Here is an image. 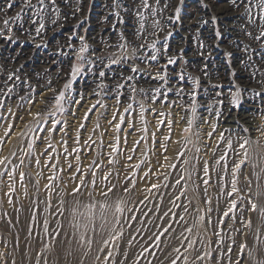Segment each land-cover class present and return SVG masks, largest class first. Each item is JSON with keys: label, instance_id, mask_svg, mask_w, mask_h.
Masks as SVG:
<instances>
[{"label": "rangeland", "instance_id": "obj_1", "mask_svg": "<svg viewBox=\"0 0 264 264\" xmlns=\"http://www.w3.org/2000/svg\"><path fill=\"white\" fill-rule=\"evenodd\" d=\"M56 2L59 15L45 0V28L37 34L39 17L34 9L23 0H11V8L9 0H0V137H4L0 158L7 157L0 164V264H172L173 260L176 264H264V119L255 111L264 99L254 95L264 94V38H253L259 33L256 0H251L256 20L251 25L241 16V0L238 6L229 0H184L183 4L160 0L159 5L148 0L149 9H137L140 0H119V8L113 7V0ZM31 3L40 7L38 0ZM76 7L79 12H74ZM176 7L181 8L180 19L169 20ZM18 12L20 19H12ZM216 28L219 38L214 35ZM169 31L172 36L165 41ZM81 36L88 45L83 60L78 57ZM153 42L155 50L148 47ZM137 52L156 55L161 61L149 59L147 64L137 58ZM228 52L231 57L226 56ZM173 56L176 63L168 64ZM97 57L104 64L96 65ZM120 59L146 71L133 73L126 68L122 73ZM160 64L165 68L160 75L169 80L156 82L152 77L145 82L143 74H157L154 69ZM73 65L83 70L65 89ZM101 70L104 77L99 76ZM157 88L167 93L166 101L154 91ZM237 90L238 109L230 104L231 93ZM60 91L65 92L63 113L54 107ZM192 92L196 93L195 113ZM38 112L40 116H35ZM53 120L60 123L48 131ZM189 120L191 127L185 131ZM241 137L253 143L250 159L237 174L236 186L244 199H238L232 219V214L225 217L223 213L237 199L227 192L231 191L232 167L241 158L236 154ZM221 156H225L223 161ZM81 178L85 186L74 199L69 193ZM109 188L107 198L100 194ZM249 198L257 204L256 211H249ZM61 201L63 216L57 213ZM95 201L112 206L107 211L109 224L89 231L91 245L82 246L78 236L72 235L71 209L79 207L84 212V206ZM117 204L122 213H115ZM114 213L119 224L113 220ZM45 220L49 232L57 221L63 223L59 236L44 233ZM248 220L251 226L245 227ZM165 228L168 231L161 236ZM156 236H160L159 246ZM241 244L246 245L242 254Z\"/></svg>", "mask_w": 264, "mask_h": 264}, {"label": "snow or ice", "instance_id": "obj_2", "mask_svg": "<svg viewBox=\"0 0 264 264\" xmlns=\"http://www.w3.org/2000/svg\"><path fill=\"white\" fill-rule=\"evenodd\" d=\"M65 2L67 3V0H65ZM184 0H180V3L183 4ZM38 3L40 5L39 8L36 7V5H33L31 3V0H23V4L26 6V7H29V8H32L34 9V15L35 16H38L39 17V26L35 29L36 33L37 34H40L41 31L44 30L45 28V23H44V15L42 14L44 11H45V0H38ZM160 3V0H156V4L159 5ZM229 3L233 6H238L237 5V0H229ZM241 3L244 5V11L241 13V16H246L247 17V24L251 25V24H255L256 23V20L253 16V12H252V6H251V0H241ZM50 4H51V10L53 13L59 15V12H60V9L59 7L57 6V2L56 0H50ZM256 4L257 6L259 7L260 9V12H259V24L257 25V27L259 28V33L258 35H255L253 37V33L250 32V31H247L246 27L244 25H241L242 28H245V34L249 37H253L255 40L259 41L261 40V38H264V0H256ZM167 3H165V8L167 7ZM205 7H207L208 5H204ZM7 7L11 8L12 7V3H11V0H9V3L7 5ZM113 7L114 8H119L120 7V4H119V0H113ZM144 8V9H149L151 6L149 5L148 3V0H140V4L137 5V9L139 8ZM24 9L22 8L21 11H23ZM80 11V8L79 7H76L74 12H79ZM180 12H181V8L180 7H176L175 8V16L174 17H169V20H174V21H178L180 19ZM117 16H119V12H116L115 13ZM153 15H155V10H153L152 12ZM136 15L140 17L141 20L144 19L142 13L137 10L136 12ZM12 19H20V13L18 12L16 14L15 17H13ZM212 20H213V23H215L216 21V17L213 16L212 17ZM37 21L36 20H32V23L35 24ZM53 24L56 23L55 20L52 21ZM204 23H207V21H204ZM4 24L7 25L8 24V20H5L4 21ZM143 28V25L141 24V29ZM214 35L215 37L219 38L221 36V32L219 30V28H216L215 29V32H214ZM172 36V32L169 31L167 33V36L165 37V41H167V38ZM71 38V37H70ZM82 42V46L79 48V52H78V57L79 59L83 60L84 57H83V54L85 52L88 51V45L86 43H83L84 41V37H80L79 38ZM71 46V45H69ZM120 47H124V45H120ZM144 45H141V48H143ZM148 47L152 48L153 50L156 49V44L155 42H153L152 44L148 45ZM165 49H167V43H165L164 45ZM201 47H203V44L201 43ZM261 48L264 49V45H261ZM181 52H183V49L180 50ZM244 51H248L247 47H245ZM210 55V54H209ZM226 56L228 57H231L232 56V53L228 52L226 53ZM97 59H102L101 57H98ZM143 59H150L152 61H156L157 60V56L156 55H151L150 57H146V58H143ZM176 60H177V57L173 56V57H169L167 63L168 64H175L176 63ZM112 63H117V61H112ZM104 67H108V65H104ZM82 67L80 66H77V65H73L72 68H71V79L68 81V83H66L64 85V88L65 89H70L71 86H72V82L76 80V78L82 73ZM131 71L133 73H136V72H144L146 70L144 69H138L137 67H132L131 68ZM99 76L100 77H104L105 76V72L104 71H100L99 72ZM157 78L159 79H164V77L160 76V73L157 72ZM180 80H183L184 79V76L183 74H180L179 76ZM9 79H11V76L9 77ZM129 80L132 79L131 76L128 77ZM117 87H120V85H117ZM213 87H219V85H213ZM55 91V90H53ZM157 94H160L163 96L164 100L166 101L167 100V93H161V90L160 88H157L154 90ZM169 91H171V89H169ZM82 95V94H81ZM190 95L193 97V100H192V105H191V110L193 113H195L196 111V101H195V95L196 93L195 92H192L190 93ZM217 95H219V93H217ZM255 96L257 97H262V99H264V94H262L261 92H255L254 93ZM231 101H230V104L234 107H236L237 109L240 107L241 105V99H240V91L237 90L236 92H233L231 93ZM156 96L154 95L152 97V99L155 101L156 100ZM65 100V92L64 91H60L58 95L55 96V104H54V107L56 109V111L58 112H61L63 113L65 111V108H64V105H63V101ZM75 103H80V101H75ZM3 106V103L0 102V107ZM93 108L95 107V105L92 106ZM131 108V104L128 105V108L125 109V111L127 112L129 109ZM92 108H89L88 111H91ZM11 111V110H9ZM144 109H143V106L141 105V113H143ZM255 111L261 116L262 119H264V103L262 104H259L257 105ZM55 115V112L53 113V116ZM161 115H163V113H161ZM221 115V112L220 111H217L216 112V116L219 117ZM35 116H40V113H36ZM85 116L87 117V113H85ZM141 119L143 120V115H141ZM121 122H123V117H121ZM60 121H57V120H53L52 121V128L51 129H48V131H54L57 124H59ZM66 123V121L64 122ZM158 123H163V121H158ZM171 124V122L169 121V125ZM191 124H192V121L189 120L188 121V128L185 129V131H188L191 127ZM237 124H239V121H237ZM81 127H83V125H81ZM215 127L216 125H213V131H215ZM11 128V125L9 126V129L5 131L4 135L5 136H8L9 135V130ZM120 128H121V125L120 123H117L115 125V129L117 132L120 131ZM43 130V129H41ZM245 132L248 131L247 128L244 129ZM209 135H211V133H209ZM261 136L264 137V131L261 132ZM224 137H223V133H221V137L220 139L222 140ZM4 137H0V140H3ZM116 140H117V144L119 143V137L117 136L116 137ZM240 143H239V150L240 151H237V155L238 156H241V158L234 163L233 167H232V186H231V191L227 192V196L228 197H232L234 194L237 196V199H232L230 201V206L229 208L227 209V211H225L223 213V215L225 217H229L230 214L232 219H235V213H234V210L236 209V206H237V202H238V199L239 200H242L244 199L243 197H241L239 195V189L237 188L236 186V182H237V174L241 168L242 165H244L249 159H250V153H249V148L251 146V144L253 143L252 141H250V139L248 138H244V137H241L240 138ZM85 143H87V141H85ZM256 144H259V139L255 142ZM49 148H51L52 146L49 145L48 146ZM112 147V151L113 152H116L117 151V146L113 145L111 146ZM162 147H164L162 145ZM228 147L231 148L232 147V141L229 140L228 142ZM65 151H67V149H65ZM73 151H76V149H73ZM49 159H51V156H49ZM129 159H131V157H129ZM225 159V156H221L220 157V161H223ZM7 160V157H3V158H0V164H4L5 161ZM220 161H217V163L219 164ZM37 163H39V160H37ZM55 167V166H53ZM69 167L71 168V165H69ZM227 169V165H225V170ZM77 171H79V169H77ZM204 173H205V176L208 175V169L207 167L205 166L204 168ZM21 177H23V173L20 174ZM9 176L11 178V173H9ZM75 178V176H73V179ZM52 179V178H50ZM247 179V178H246ZM257 181H259L260 177L259 175H257L256 177ZM177 183H179V181H177ZM208 181L207 180H204V184L207 185ZM95 184V182L93 181V185ZM249 184H251V181H249ZM84 181L83 179L81 178L79 183L75 184L72 189H71V192L69 193V195H71L74 199L76 197H78L81 192H82V189L84 188ZM113 187H115L113 185ZM152 187H158V185H153ZM257 187L259 188V184L257 185ZM10 192L14 191V189L10 188L9 189ZM112 191V188H109L107 192H104L102 191L100 194L102 196H104L105 198H107L108 196V193ZM207 191V189H205V192ZM257 195H260L259 192H257ZM89 196L91 197V193H89ZM9 203H11V197H9ZM249 203L251 205L249 211H256L257 210V204L256 203H253L251 201V199L249 198ZM79 204V201H77V205ZM86 211L84 212H81L79 207H73L71 209V215H72V218H73V221H72V227L75 229V232L72 233L73 236H78V240L77 242L80 244V245H84V244H88L89 246L91 245V240L88 238V233L89 231L91 232H95L97 227H99L100 229H104L108 224H109V221H108V216H107V211L108 209H110L112 206L109 205L108 203L106 202H100V201H95V202H90L89 204L85 205L84 206ZM64 202L61 201V204L60 206L57 208V213L61 216H63L64 214ZM123 212V209L119 206V204H117L115 206V213H122ZM115 213L113 214V220L115 221L116 224H119V217L115 215ZM167 215V214H165ZM261 215L264 216V209H261ZM133 219H135V217H133ZM182 219V217H181ZM243 220V218H241ZM201 220H203V217H201ZM220 223H223V221H220ZM245 227H250L251 226V220H248L245 224H244ZM170 227V225H169ZM64 228V225L63 223H61L60 221H57V225L55 228L52 229L51 232H49V222L47 220L44 221L43 223V230H44V233L46 235H49V236H59L60 232L63 230ZM81 229H83V231H81ZM168 231L167 228H165L163 230V232H161V236L164 235V233H166ZM188 231H191V229H188ZM32 235V232H31V229L29 230V236ZM117 235H120V233H117ZM113 239H115V237H113ZM155 241L157 242V246H159V241H160V236H156L155 237ZM108 241H105V244H107ZM192 245L189 244V247H191ZM45 247H47V245H45ZM240 252L241 254L244 252L245 248H246V245L245 244H241L240 246ZM145 252L148 251L147 248L144 249ZM176 251H179V249H177ZM229 252H231V248L228 249ZM112 255L111 252L108 253V257H110ZM143 255V253L141 254ZM205 255H211L210 253H206ZM249 255H251L249 253ZM108 257H105V262L107 261ZM204 257H201V256H198L197 259H203ZM97 259H99V257H97ZM177 259H179V257H177ZM37 264H39V261H37ZM172 264H176V260H173L172 261Z\"/></svg>", "mask_w": 264, "mask_h": 264}, {"label": "bare ground", "instance_id": "obj_3", "mask_svg": "<svg viewBox=\"0 0 264 264\" xmlns=\"http://www.w3.org/2000/svg\"><path fill=\"white\" fill-rule=\"evenodd\" d=\"M102 23H103V21H102ZM106 24V23H105ZM105 26V25H104ZM102 27V26H101ZM137 54H139V56H137V58L139 57V58H141V59H139L140 61L142 60V61H144L145 63H147V64H149V63H151V62H149V59H144L143 60V57L145 56L144 55V53H142V52H137ZM135 55V54H134ZM141 55V56H140ZM99 56V55H98ZM136 56V55H135ZM143 56V57H142ZM132 57H134V56H132ZM146 57V56H145ZM98 58V57H97ZM130 60H132V59H130ZM138 61V60H137ZM157 62H160L161 60L160 59H157L156 60ZM95 62L97 63L96 65H101V64H104V59H95ZM155 62V61H154ZM133 63V62H132ZM119 65L121 66V69H120V72H122L123 70H125L126 68H132L129 64H127L126 63V60L125 61H121V59L119 60ZM135 65H136V63H135ZM164 65H162V64H160V65H158L157 67H156V69H154L155 70V72H159V73H161L162 71H164ZM124 72V71H123ZM122 72V73H123ZM161 76V75H160ZM154 78V81H156V82H163V83H165V80L166 79H168L166 76L164 77V79H159V78H157V74H152L151 76L150 75H148V74H143V80H145V82H151L152 81V79L151 78ZM163 77V76H162ZM170 77V76H169ZM169 80V79H168ZM227 113V112H226ZM236 114V113H235ZM247 115L248 114H246V116L245 117H247ZM241 117V116H240ZM230 121V120H229ZM224 125V124H223Z\"/></svg>", "mask_w": 264, "mask_h": 264}]
</instances>
